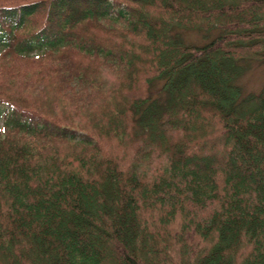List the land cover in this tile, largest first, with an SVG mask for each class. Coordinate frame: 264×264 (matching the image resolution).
<instances>
[{
    "label": "trees",
    "instance_id": "obj_1",
    "mask_svg": "<svg viewBox=\"0 0 264 264\" xmlns=\"http://www.w3.org/2000/svg\"><path fill=\"white\" fill-rule=\"evenodd\" d=\"M6 58L0 264H264V0H0Z\"/></svg>",
    "mask_w": 264,
    "mask_h": 264
},
{
    "label": "rangeland",
    "instance_id": "obj_2",
    "mask_svg": "<svg viewBox=\"0 0 264 264\" xmlns=\"http://www.w3.org/2000/svg\"><path fill=\"white\" fill-rule=\"evenodd\" d=\"M217 31V28L212 29L208 33H204L196 29L181 28L177 30L178 36L182 38L183 41L194 44H204L208 42L216 35ZM240 62H244L246 64L242 75H240L236 80V83L240 85L242 95L257 92L264 82V61L255 59H241ZM38 65H40V63L36 59L32 61H26L25 59L15 60L13 58L0 59V79L6 77L5 71L9 67H12L15 70H23L26 72L31 68L37 67ZM32 84L33 85L29 86L18 84V88L21 91L27 89L32 90L35 85H38V89H41L40 82L35 83V81L32 80ZM24 86L27 88H24ZM47 89L50 94H54L56 91L55 88L52 89L49 86ZM1 125L2 121L0 117V128Z\"/></svg>",
    "mask_w": 264,
    "mask_h": 264
}]
</instances>
